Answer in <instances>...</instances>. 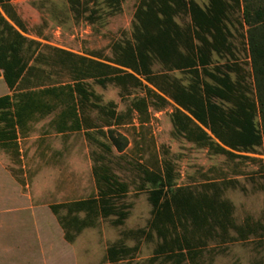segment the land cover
I'll list each match as a JSON object with an SVG mask.
<instances>
[{
  "label": "rangeland",
  "instance_id": "rangeland-1",
  "mask_svg": "<svg viewBox=\"0 0 264 264\" xmlns=\"http://www.w3.org/2000/svg\"><path fill=\"white\" fill-rule=\"evenodd\" d=\"M73 1L13 0L33 41L30 70L14 92L13 103L23 91L64 89L58 90L59 98L54 94L45 97L55 107L52 112L35 113L17 128L16 138L0 145V264H264V146L227 155L188 140L174 126L176 103L171 99L165 103L148 94L147 86L154 87L144 79L142 85L125 90L115 83L103 86L86 77L82 83L93 95L88 100L76 93L71 97L69 85L80 79V71L89 67L90 60L108 62L116 43L132 40L134 15L141 2ZM195 1L207 7L208 0ZM230 3L226 25L231 31V52L213 53L210 69L219 66L225 71L227 64L239 65L249 84L248 94L256 98L243 4ZM176 20L185 26L189 18L180 15ZM153 70L163 72L161 63L155 61ZM229 73L237 79L235 71ZM169 75L186 86L193 82V75L187 71ZM141 98L147 99V110L140 113L134 110V103ZM109 103L124 115L123 123L115 127L129 141L122 152L101 130L108 127L98 105ZM14 110L12 106L8 111ZM75 110L85 113L99 128L61 132L65 123L73 122ZM6 123L0 118V128ZM94 166H107L119 181L127 183L128 191L113 198L118 211H127V216L123 222L117 221L118 213L94 217V224L78 234L67 218L74 235L69 240L61 221L67 208L60 207L55 213L52 206L97 196ZM146 170L163 174L169 170L174 191L182 187L196 196L218 193L232 204L233 222L253 228L257 234L246 240H230L219 226L210 234L208 227L197 230L189 223L186 230L178 223L176 232L171 227V237L186 234L192 242L205 243L195 246L192 254L186 250L182 261L176 252L173 257L156 253L164 240L151 226L153 205L149 196L158 185L146 180ZM99 172L103 170L99 168ZM75 214L80 219L86 216L83 211ZM142 229L144 234L139 232ZM229 229L236 237L237 232ZM114 245L131 250L120 252L118 260L111 261L108 249Z\"/></svg>",
  "mask_w": 264,
  "mask_h": 264
},
{
  "label": "trees",
  "instance_id": "trees-1",
  "mask_svg": "<svg viewBox=\"0 0 264 264\" xmlns=\"http://www.w3.org/2000/svg\"><path fill=\"white\" fill-rule=\"evenodd\" d=\"M232 2L240 6V0ZM241 2L243 21L248 26L247 44L256 98L248 94L249 84L241 74L239 65L227 64L225 71L219 66L210 69L213 53L231 52V31L226 25V19L228 6L232 4L227 0H209L206 8L194 0H141L134 15L132 40L124 44L116 43L114 55L108 62L90 60L89 67L80 71V79H75L73 85H69L71 97H75L76 93L81 99L88 100L93 95L82 83L86 77L94 78L103 86L115 83L125 90L129 86L142 85L144 79L154 87L147 86L148 94L159 97L165 103L171 99L177 104L174 126L188 140L208 145L216 153L227 155H234L233 151H249L264 146V0ZM180 13L190 15L191 21L185 26L175 20V16ZM20 50L17 47L13 52L15 54ZM29 61L30 57L24 60L15 54L3 64L5 78L12 90H17L30 70ZM155 61L161 63L163 72L155 73ZM174 71L191 73L193 82L188 86L182 84L178 78L169 75ZM230 71L238 74L236 80L231 78ZM61 88L23 91L17 93L19 100L16 103H13L15 94L1 96L0 118L7 123L6 127L0 128V145H6L16 138L17 128L23 126L35 113L52 112L55 107L45 97L54 94L59 98L58 90ZM214 99H220L229 106L219 104ZM134 104V110L140 113L147 110L146 98L138 99ZM12 106H15L14 112L8 111ZM98 106L99 112L106 116L104 126L108 127L106 131L101 129L103 134L110 137L118 151H124L129 144L128 138L115 129L123 123L124 115L117 112L114 103ZM98 128L85 113L78 114L75 110L73 122L65 123L60 131ZM107 148L111 151L110 146ZM99 168L103 170L102 174ZM99 168L94 166L97 196L52 206L55 213L59 212L60 207L67 208V215L61 221L69 240H73L74 235L69 231L67 218L73 221L75 234H78L83 228L94 224V217L118 213L117 221L123 222L127 216V211H118L113 203L115 195L128 191L127 183L119 181L107 166ZM145 172L146 180L158 185L149 196L153 205L151 226L164 240L156 253L173 257L176 252L178 260L182 261L186 250L192 254L195 246L205 243L192 242L186 234L181 236L176 233L171 237V227L176 232L178 223L186 230L189 223L197 230L208 227L207 232L210 234L214 226H219L224 234L228 227L234 226L232 204L221 199L218 193L196 196L182 187L174 191L169 170L164 174L150 170ZM82 211L86 212V216L80 219L75 213ZM242 227L240 234L246 233ZM139 232L144 234L146 230ZM261 233L264 234V224ZM151 234L148 232L150 237ZM129 250V247L124 246L110 247V260H118L120 252L127 253Z\"/></svg>",
  "mask_w": 264,
  "mask_h": 264
},
{
  "label": "crops",
  "instance_id": "crops-1",
  "mask_svg": "<svg viewBox=\"0 0 264 264\" xmlns=\"http://www.w3.org/2000/svg\"><path fill=\"white\" fill-rule=\"evenodd\" d=\"M227 1L230 3L231 0ZM241 4L242 2L240 0V6H242ZM208 5L209 0L207 6ZM14 6L15 5H13V0H0V97L8 94L13 95L14 92H16V90H12L7 83L3 64L6 63L8 59H11L15 54L16 56H22L24 60H28L30 44L33 42L32 39H29L27 35V28L21 21L19 15L16 13ZM202 7L206 8V6ZM230 7L231 6L229 5L227 14L230 10ZM180 15L185 14L180 13L177 16ZM177 16H175V20ZM185 16L189 18V23L191 21L190 15L187 14ZM17 47H20L21 50L20 52H15L14 54L13 49H17ZM240 227L242 226L236 225L235 223L234 226H230V228L237 232L236 237L231 235L230 229L228 227L227 231L225 232L227 239L246 240L251 234H257L256 230H254L253 228L247 229L246 227H242L246 230V233L240 234Z\"/></svg>",
  "mask_w": 264,
  "mask_h": 264
}]
</instances>
